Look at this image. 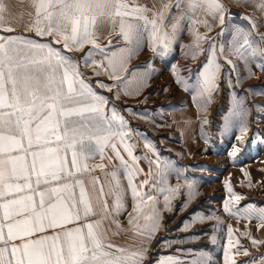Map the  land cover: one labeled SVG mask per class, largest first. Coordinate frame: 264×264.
Instances as JSON below:
<instances>
[{
	"label": "snow or ice",
	"instance_id": "snow-or-ice-1",
	"mask_svg": "<svg viewBox=\"0 0 264 264\" xmlns=\"http://www.w3.org/2000/svg\"><path fill=\"white\" fill-rule=\"evenodd\" d=\"M260 6L264 7V0ZM30 7L33 11L28 13L23 33L48 37L46 42L18 33L12 23L15 18L6 16V6L0 3V264H143L148 244L161 227L159 198L163 197L164 210H170V201L181 186L167 183L168 162L159 158L148 160L147 156L144 157L149 164L147 175L152 176L153 165L158 169L152 185L155 194L152 189L143 190L150 183L148 179L135 182L143 169L138 167L140 157L134 155V145L129 143L133 130L115 105L109 114L108 97L93 89L80 68L82 65L91 69L93 76H108L112 84L99 80L96 83L113 92L115 99L121 93L138 95L139 88L129 91L122 87L132 83L138 70L127 65L137 54L145 31L149 33V47L154 54L168 50L171 37L162 30L163 25L171 8L181 7V0L162 4L151 18L147 15L150 9L137 0H31ZM187 8L218 15L223 33L229 10L220 0H187ZM180 19L182 15L173 23V32ZM242 19L256 29V21L250 16ZM103 23L109 25V31L107 44L102 46L98 27ZM200 23L211 31L207 21H191L189 31L193 41L188 47L193 58L207 39L206 33L193 27ZM234 29V38L243 37V44L235 50L239 58L247 64V57H255L257 52L264 55V48L250 43L248 31L239 26ZM114 41H122L123 45ZM86 45L90 46L87 50ZM245 46L249 49L247 53ZM74 52L82 55L74 57L71 55ZM94 53L103 59H94ZM227 63L235 70L231 60ZM258 66L264 71V64ZM219 69L213 46V54L200 73L201 95L210 94L216 87ZM246 132L247 127L242 125V134L236 137L238 143L232 145L230 157L247 150ZM145 147L154 153L149 144ZM108 149L120 161L131 192L129 229L134 237L141 238L139 244L128 247L111 243L110 226L105 227L110 222L119 228L116 216L126 210L117 169L108 172L103 163L112 159L106 155ZM97 155L100 162L92 163ZM97 169L111 177L107 191L99 177L92 175ZM186 187L191 200L196 195L194 185L186 182ZM225 187L231 195L224 202V211L235 215L232 202L241 197L227 183ZM241 211L244 219L255 217L264 222V207L257 209L249 204ZM261 227L264 223L257 224L258 229ZM232 235L229 225L224 264H236L233 257L241 250L238 241L233 244ZM242 235L253 246L264 244V240H256L249 231ZM232 247L236 252L230 255ZM158 264L180 262L169 256L161 257ZM189 264H210V260L207 254L200 253ZM259 264H264V257Z\"/></svg>",
	"mask_w": 264,
	"mask_h": 264
},
{
	"label": "rangeland",
	"instance_id": "rangeland-1",
	"mask_svg": "<svg viewBox=\"0 0 264 264\" xmlns=\"http://www.w3.org/2000/svg\"><path fill=\"white\" fill-rule=\"evenodd\" d=\"M21 1L23 30V23L28 20V13L33 9L30 7L31 0ZM220 2L229 10L226 13L223 33L218 15L211 16L200 8L194 10L197 20L207 21L208 25L210 21L212 22L211 31H202L201 24L193 26L196 31L206 33L207 36L199 45L200 50L197 51L195 58L192 51L191 57L175 53L173 59L181 61L175 69L166 64L157 70L154 67L153 77L148 83L132 81L133 87H128V90L134 91L139 88L138 95L126 97L121 93L120 98L115 99L114 93H111V98L118 104L120 111L127 112L132 117V123L141 122L137 113L141 111L158 117L161 114L166 119L169 110L179 109L178 112L184 113V110H187L192 116L190 120L195 135L191 143L179 142L172 145L164 138L159 152L161 161L168 162L170 166L167 177L170 185L181 187L173 200L174 213L170 212L165 217L163 232L166 237L165 243L157 251L165 255L173 248H177L176 245L173 246V236L176 243L178 234L174 233L173 229L174 227L177 229L180 223L181 264H189L200 253L207 254L210 264H224V248L229 244V225L233 229L231 237L233 244L238 241L241 247L239 254L233 257L236 264H259L260 258L264 257V244L253 246L251 241L242 235L243 232L249 231L256 240H264V227L257 228L258 223L264 222L258 221L255 217L244 219V213L241 211L249 204L257 209L264 207V94H262L264 71L258 66L264 64V55L257 52L255 57H247L246 64L235 51L243 44V37H233L234 26L242 27L248 31V39L254 47L264 48V39H261L264 37V7L260 6L262 0ZM175 11L172 7L171 14H166V17ZM243 16H250L256 21L255 30L247 20L242 19ZM107 37L108 34L104 38H99L102 46L107 44ZM192 41L193 37L190 39L191 43ZM119 42L121 41L114 43ZM213 46L220 69L215 81L216 87L210 94L201 95L202 83H175L176 75L185 74L187 71L197 72V82H201L198 76L199 69L202 63L208 60L209 55L213 54ZM211 49L212 51H208ZM244 51L247 53L249 49L245 46ZM74 53L76 56L77 52ZM149 53L150 51L134 56L133 63L129 64L128 68L148 63L149 60L152 62L154 59L152 56L151 59ZM96 59L102 60L101 57ZM227 60L233 62L235 70ZM84 73L95 83L97 80L104 84L113 83L106 75L93 76L91 69L85 68ZM128 75L130 77V72ZM193 97L196 98L195 103ZM178 121L180 122L178 128H181L182 133H185L184 129L189 130L190 123L187 118L180 116ZM168 124L167 121L166 125ZM242 125L247 127L244 139L248 142V147L246 151L233 158L229 156V152L232 145L238 143L236 137L242 134ZM245 173L249 176L246 177ZM186 182H192L196 191L195 197L191 200L188 197ZM226 183L241 197L238 202H232L235 215L224 211V202L230 199L231 195L225 187ZM170 203L172 207V201ZM244 249L247 250V254H244ZM235 252V247L230 248V255Z\"/></svg>",
	"mask_w": 264,
	"mask_h": 264
},
{
	"label": "crops",
	"instance_id": "crops-1",
	"mask_svg": "<svg viewBox=\"0 0 264 264\" xmlns=\"http://www.w3.org/2000/svg\"><path fill=\"white\" fill-rule=\"evenodd\" d=\"M0 3H3L6 6L7 11L4 13L6 16H10V17H14L15 19H13L12 23H13V27L16 29V31L18 33H23V30H21V23H22V1L21 0H0ZM137 3L140 5H143L145 7H147L148 9H150V11L147 13V15L151 18L153 11H159L162 4L164 3H175V0H137ZM174 10H176L175 12H173V14L169 17H166L165 23L163 25V31H167L171 37V41L169 44V48L168 50L165 52L163 50H161L162 54H154L150 47H149V33L148 31H145L143 33L142 36V40L140 43V47L137 51V55L139 54H147V52L150 51L149 55L150 57H153V61H155V65H153V61L149 62L151 60L148 61V63H144L142 65H138L135 66L134 68L131 67L132 69H138L136 72V76L135 78H133V82L134 83H148L149 80L153 77L152 73H153V69L154 67L157 69L163 67L165 64L166 65H170L172 66L171 68H173V65H175L177 67V64L179 65V63L181 62L179 59L176 61V59H173V55L175 53H178L179 56L181 55H187L191 57V51L192 49H190L188 47L189 44H191L190 39L192 38L191 33L189 31V24L191 23L192 20H197L196 19V12L189 10L187 8V0H181V7L179 9H177L176 7H174ZM182 15V19L179 20V25L176 28L175 32H173L172 29V25L173 23H176L177 21V17ZM212 16V15H211ZM205 18V16H204ZM213 20V19H212ZM24 24V23H23ZM201 27L200 29L202 31L207 30V28L205 27L204 24L200 23ZM211 29H212V22L210 21ZM196 27V24L193 25ZM151 28V26L149 25V29ZM109 31V25L107 23H103L101 25H99L98 27V32H99V38H104V36H106L108 34ZM24 35L30 36L32 38L38 39V40H42L43 42H46L48 40V37H44V38H39V37H34V34L31 33H23ZM100 40V39H99ZM188 41V42H186ZM114 42H118V41H114ZM116 44H120L123 45V42H119ZM59 47V46H57ZM90 46L88 45L87 47L85 46V50H87ZM114 50V49H113ZM208 51H212L208 50ZM172 53V56H171ZM210 53V52H209ZM72 56L74 57H80L82 55L77 53V55L75 56V53H71ZM170 56L172 58H170ZM96 57H101L103 59V57L101 55H99L98 53H94L93 58L96 59ZM151 57V59H152ZM134 58V57H133ZM133 58L131 59V61L128 63L127 67L129 66V64L133 63ZM99 60V59H96ZM172 60V61H171ZM146 62V61H144ZM208 60H206L205 62L202 63L200 70V73L204 70V66L205 64H207ZM150 64V66H149ZM84 67L81 66L80 70L81 72H84ZM202 70V71H201ZM194 73V74H192ZM199 73V79H201V82H197V72H188L185 74H177L176 78H175V83H202V77ZM132 76V73L130 72V77ZM88 82L92 85L93 89L101 94L104 95L106 97H108L109 99V114H110V109L112 105H115L116 109L125 117V119L128 121V127L131 128L133 131L131 133V137L129 140V143H131L132 145H134L133 147V153L135 156L140 157V159L138 160V167L140 169H143V172L141 174H139L136 177L135 182L137 184L140 183V181H143L145 179H148L150 181V183L148 185L145 186V188L143 189L144 191H148L150 189H152V185L155 184L156 182V178L158 176V169H156L155 165H153L152 167V176H148L147 173L149 172V164H148V160H156L157 158L160 159V151H161V147L163 146V142L165 141L164 138L170 143V144H177L179 142H189V144L191 143V139L194 137V128L192 129V125H191V120L192 116L191 114L187 111L184 110V113H180L178 112V110H169L167 112V118H163V116L160 114V116H156L155 114H151L149 115V113H142L144 111L141 112H137L138 115L140 116V121L139 123H132V117L129 116V114H127V112L124 111H120V107L118 108V104L115 103V101H113L114 99L111 98V93L112 92H106L103 90V88L99 87V85L97 83H95L91 78L87 77ZM137 80V81H136ZM179 81V82H178ZM108 84H112V83H108ZM123 87H133V84H127V85H122ZM129 91H132V89H130ZM128 97V96H126ZM129 97H132V95H130ZM181 111V110H180ZM151 116V117H149ZM180 116H184L185 118H187L189 120L190 123V127L189 130L187 131L186 129H184L185 133H182L181 128H178L179 125V121L178 118ZM142 121H144L142 123ZM167 121L169 122L168 125ZM138 133V134H137ZM157 137V138H156ZM158 137H162L158 138ZM177 137V139H175ZM152 139V140H150ZM166 141V142H167ZM176 141V143H175ZM149 144L151 146L152 149H154V153L152 151L149 150V148L145 147V144ZM122 151V150H121ZM123 154V152H122ZM106 155L107 156H111L112 159L111 161H109L108 159H105L103 161V163L107 166L106 167V171L111 172L113 170V168L115 167L117 169V176L119 178L120 181V185H121V189L124 192V196H123V200H124V205H125V209L124 211H122L118 216H116V219L119 221V225L120 227L117 228V226L115 224H110V222H106L105 223V227H109L110 226V231L108 232V238L109 241L113 244H116L120 247H128L130 245H136L140 243L141 238L140 237H134L131 230L129 229V225H128V213L131 212L132 209V205H133V200H132V196H131V192L130 190H128L127 187V179L125 178V174H124V169L123 167L120 166V161L117 160L115 158V156L111 153V150L108 149L106 150ZM125 158L127 159L126 154ZM147 156L148 160L144 159V157ZM100 159L99 156L97 155L96 159L92 162V163H99ZM92 175L99 177V179L101 180V182H103L105 184V188L107 191V187L109 186V181H111V177L108 176L106 177L99 169H97L94 173H92ZM167 183L170 185V182L168 181L167 178ZM153 194H155V190L152 189ZM175 199V196L171 199L172 201V207H170V210H164L163 208V197L161 196L159 198V203L157 205V207L161 210V220H160V224L161 227L156 231L154 237L151 239L150 243L148 244V252L146 255V258L143 261V264H158L159 260L161 259V257H173L175 259H177L180 264H181V240H180V223L177 225V229H175L174 227V233L176 232L178 234V236L176 237V243H174L175 241V236H173V246L175 247V245L177 246V248H173L169 253L167 254H163L162 252H158V248L163 245L165 243L166 237L164 236V226H165V217L166 215H168L170 212L174 213V203L173 200ZM109 201H111V197H109ZM171 204V203H170ZM174 222V221H173ZM172 222V223H173ZM141 223H143V221H141ZM202 250V249H201Z\"/></svg>",
	"mask_w": 264,
	"mask_h": 264
}]
</instances>
